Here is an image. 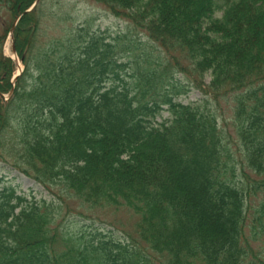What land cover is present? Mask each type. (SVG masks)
I'll list each match as a JSON object with an SVG mask.
<instances>
[{
	"label": "trees",
	"instance_id": "1",
	"mask_svg": "<svg viewBox=\"0 0 264 264\" xmlns=\"http://www.w3.org/2000/svg\"><path fill=\"white\" fill-rule=\"evenodd\" d=\"M36 1L0 0V163L51 199L0 186V264H264V0H88L114 34Z\"/></svg>",
	"mask_w": 264,
	"mask_h": 264
},
{
	"label": "rangeland",
	"instance_id": "2",
	"mask_svg": "<svg viewBox=\"0 0 264 264\" xmlns=\"http://www.w3.org/2000/svg\"><path fill=\"white\" fill-rule=\"evenodd\" d=\"M48 6L50 9L47 10L51 14L58 13L60 17L67 18L69 22H63L61 27H69L71 23L73 24H88L93 30L99 29L106 30L110 33H120L126 30L127 24L124 20L117 19L111 16L107 9L104 6L92 3L88 0H53L49 3ZM59 9V10H58ZM62 15V16H61ZM10 22L7 14H4L3 10H0V36L3 35L4 30L8 28L6 25ZM45 30L48 34L58 36L60 35V29H53L52 27H48ZM10 32V30H9ZM6 33L4 36V40L2 42V52L3 56H6L13 60L16 65L15 71L12 75L11 82L13 77L17 74V70L21 68L23 71L22 63L17 55V62L13 59L12 56V48H11V38L10 33ZM13 35V34H12ZM13 40V37H12ZM14 45V44H13ZM16 53V52H15ZM179 77V76H178ZM18 78V77H16ZM15 78V79H16ZM183 80L182 78H178ZM14 81V80H13ZM15 82V81H14ZM207 82V80H206ZM205 82V84H207ZM183 85L186 82H183ZM185 83V84H184ZM13 85V84H12ZM9 94L4 95V97H8ZM183 104L195 103L196 101L203 100V94H201L197 90H190L186 95H180L177 98ZM168 114L166 112H162L161 116L156 119L157 123H160L163 118H167ZM10 164L5 165L0 163V186L2 185H12L16 186L18 191L25 194H32L37 199H46L50 200L51 198L48 196V193L44 191V189L33 182L31 179L25 177L22 174H19L16 170L12 169ZM238 182V180H236ZM89 218L98 219L103 221V224L107 227L103 233H109L110 238L112 237L115 240H123L125 235H133V227L135 225L136 219L130 213L118 210L113 211L112 209H100L95 210L92 213H89ZM87 214V215H89ZM73 215V217H71ZM69 226H75L77 229L81 230H91L89 225H92L94 222L92 219L78 217L74 214L69 216ZM111 225V226H110Z\"/></svg>",
	"mask_w": 264,
	"mask_h": 264
},
{
	"label": "water",
	"instance_id": "3",
	"mask_svg": "<svg viewBox=\"0 0 264 264\" xmlns=\"http://www.w3.org/2000/svg\"><path fill=\"white\" fill-rule=\"evenodd\" d=\"M37 3H38V0L33 4V6L28 10V12L31 11L37 5ZM17 21H18V19H16V21L13 23V25H12V27L10 29V32H9L10 33V38H11L12 56H13V59L15 60V62H17V55H16L15 50H14V45H13V40H12V34H13V30H14V27H15ZM21 72H22V70H21V68H19L17 70V74L13 77V80L14 81H15V78L16 77H19L20 76ZM13 80H12V82H13ZM10 94H9V97H10Z\"/></svg>",
	"mask_w": 264,
	"mask_h": 264
}]
</instances>
